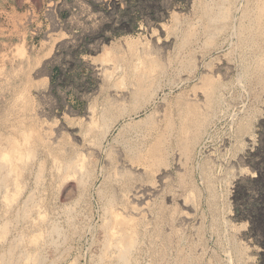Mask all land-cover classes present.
Listing matches in <instances>:
<instances>
[{
  "label": "rangeland",
  "instance_id": "obj_1",
  "mask_svg": "<svg viewBox=\"0 0 264 264\" xmlns=\"http://www.w3.org/2000/svg\"><path fill=\"white\" fill-rule=\"evenodd\" d=\"M110 106L118 124L86 135ZM10 139L34 156L0 186V260L124 264L114 210L135 218L129 264H264V0H0V158Z\"/></svg>",
  "mask_w": 264,
  "mask_h": 264
},
{
  "label": "bare ground",
  "instance_id": "obj_2",
  "mask_svg": "<svg viewBox=\"0 0 264 264\" xmlns=\"http://www.w3.org/2000/svg\"><path fill=\"white\" fill-rule=\"evenodd\" d=\"M106 56H108V55H106ZM109 59L107 57L108 61H109ZM156 68H157V66H153V65L149 66V67H144L143 70H141V68H140L141 71H139V74H138V77H137V81L135 83V88L132 91L133 95H135L136 97H139V96H146V94L150 93L149 91L153 88V85H154L153 84V80H154V75H155V69ZM212 85H213L212 83L211 84L209 83V84H206V86H205L207 88L206 93H207V99L208 100H210L211 97H212L211 96V94H212ZM208 102H210V101H208ZM115 105H116V103H115ZM198 107H200V106H198ZM199 111H200V109H199ZM199 111H198V108L196 106H193V107L190 106L187 109V111L184 113V115L182 116V120L180 118L181 124H180V128H179V132L181 134V137L184 138L185 141L186 140L187 141L191 140L192 142L195 141L197 139V136H198L197 130H199L200 127L203 126V123L206 120V118H203L202 115H200ZM117 122H118V116H115L112 106L107 107V108H105L103 110H100V111H95L94 110L92 113H90L88 127H87V130H85L86 131V135H91L93 137L94 136L96 137L97 135L100 134L101 137L105 138L107 136V134L110 133V131L115 127V124L116 125L118 124ZM168 127H170V126L168 125ZM98 138H99V136H98ZM184 139H183V141H184ZM11 142H12V140H11ZM28 142H29V135L27 134L24 143H28ZM188 144H189V142H188ZM160 146H159V144H156L154 146V148L151 149V151H149V154L147 155L148 159L147 158L145 159L146 164L148 166L151 165L152 159H156L157 154L162 152ZM187 147H189L187 144L183 145V149L184 150H187ZM33 156H34V154H33V150L31 148L27 149V147H23L20 144V142H18V141L12 142L11 153L3 154V158H0V159H3L2 160L3 162H0V186L1 187H3L4 185L6 186L10 182V180L13 179V178H16V181H17V179H19L17 177H19V175H21L19 173V168L18 167L24 162V159L25 160L26 159H31ZM79 161L80 160H78L77 162H73V163H69L68 162V164H67L68 168L71 169V171H73V172H75L77 169H81V168H83V170H84L83 164L79 163ZM4 162L7 163V165H8V166H6V168H5V166H2V165H5V164H3ZM41 167H43V166H41ZM68 168H67V170H68ZM17 182H15V183H17ZM3 188H5V187H3ZM110 206H112V204H110ZM111 211H112V213L111 212L110 213L112 214V217L114 219L113 222L115 223V225H113L110 228L112 230H110L111 232H110V236H109L110 239H109V242H108V246L109 247L114 246L117 249V251H118L117 253L119 255V257H118L119 261L124 262V264H129L130 256H131L132 251L135 248L136 242H137V237H136V233L137 232L135 231L136 222L134 220L135 218H133V219H131L129 221H125L126 222L125 224H120L121 222H123L121 215L116 213L114 210H111ZM29 212L30 211L28 209L24 208V210L20 213V218H22L23 220H27L29 218L30 214H31ZM127 220H128V218H127ZM126 224L128 226H125ZM5 226L4 227L1 226L2 233H3V230H5V231L8 230L7 227H5ZM108 232H109V230H108ZM106 249H105V252H107ZM13 251H14V248L9 250V253L7 251L8 255L6 257L3 255L5 258H1L0 264H16L17 261L20 262L18 257L15 256L16 253H14ZM102 256H104V255H102ZM34 257L35 256L33 255V257L31 258L32 260L27 259V261H29V260L31 262H33V261L37 262V260L39 261V258H36L37 256L35 258ZM20 260H22V258H20ZM183 262H185V264H187L186 261H183ZM25 264H26V262H25ZM32 264H34V263H32Z\"/></svg>",
  "mask_w": 264,
  "mask_h": 264
},
{
  "label": "trees",
  "instance_id": "obj_3",
  "mask_svg": "<svg viewBox=\"0 0 264 264\" xmlns=\"http://www.w3.org/2000/svg\"><path fill=\"white\" fill-rule=\"evenodd\" d=\"M251 182L256 183V182H258V180H253ZM259 190H260V194L264 193V181L260 183ZM245 194L246 193L244 191L241 192V196L245 197ZM256 205L259 206L258 204H256ZM257 220H259L261 223H264V213L260 212L257 215Z\"/></svg>",
  "mask_w": 264,
  "mask_h": 264
}]
</instances>
